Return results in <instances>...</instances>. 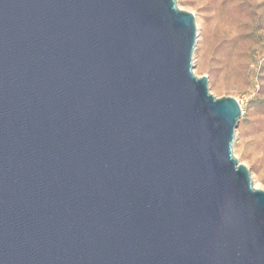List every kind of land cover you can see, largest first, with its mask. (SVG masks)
Listing matches in <instances>:
<instances>
[{"label":"water","instance_id":"95a60500","mask_svg":"<svg viewBox=\"0 0 264 264\" xmlns=\"http://www.w3.org/2000/svg\"><path fill=\"white\" fill-rule=\"evenodd\" d=\"M196 36L177 0H0V264H264Z\"/></svg>","mask_w":264,"mask_h":264},{"label":"rangeland","instance_id":"374dc122","mask_svg":"<svg viewBox=\"0 0 264 264\" xmlns=\"http://www.w3.org/2000/svg\"><path fill=\"white\" fill-rule=\"evenodd\" d=\"M196 24L192 69L215 97L232 96L242 113L233 154L264 190V0H177Z\"/></svg>","mask_w":264,"mask_h":264}]
</instances>
